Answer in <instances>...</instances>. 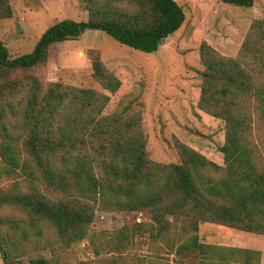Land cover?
<instances>
[{"label": "trees", "instance_id": "1", "mask_svg": "<svg viewBox=\"0 0 264 264\" xmlns=\"http://www.w3.org/2000/svg\"><path fill=\"white\" fill-rule=\"evenodd\" d=\"M11 1L0 0V20L12 18ZM80 1L86 19L56 23L30 54L11 59L0 42V179L14 178L0 188L2 263L53 264L41 256L24 262L27 228L39 234L43 225L68 248L86 239L99 209L149 214L150 238L181 261L258 264L261 252L205 244L199 231L209 224L264 237V19L252 20L235 58L199 46L197 108L224 124L223 166L181 143L178 162L163 165L148 157L140 112L103 114L121 83L99 55L90 64L101 91L44 84L42 73L52 46L87 31L155 54L183 26L182 8L174 0Z\"/></svg>", "mask_w": 264, "mask_h": 264}, {"label": "rangeland", "instance_id": "2", "mask_svg": "<svg viewBox=\"0 0 264 264\" xmlns=\"http://www.w3.org/2000/svg\"><path fill=\"white\" fill-rule=\"evenodd\" d=\"M174 1L182 8L185 22L157 53L144 54L101 32L87 31L75 41L50 48L42 81L101 91L91 78L90 64L91 57L99 55L121 83L116 94L109 95L103 114L124 107L140 112L151 161L163 165L178 162L175 144L181 143L223 166L219 148L224 144V124L197 108L202 71L199 46L205 42L221 55L235 58L252 20L264 19V0H253L249 9L218 0ZM11 6L12 18L0 20V42L11 59L30 54L39 38L56 23L86 19L80 0H12ZM13 181L2 177L0 188L10 187ZM151 224L150 215L143 212L95 209L86 239L68 248L60 246L54 233L43 225L39 234L27 228L29 237L21 247L26 254L24 262L41 256L53 264H196L179 260L173 247L152 240ZM168 236L174 235L170 232ZM201 237L209 245L260 251L258 264H264L263 237L208 224L201 227Z\"/></svg>", "mask_w": 264, "mask_h": 264}, {"label": "crops", "instance_id": "3", "mask_svg": "<svg viewBox=\"0 0 264 264\" xmlns=\"http://www.w3.org/2000/svg\"><path fill=\"white\" fill-rule=\"evenodd\" d=\"M204 225H207V224H204ZM209 225V224H208ZM203 226V225H202ZM202 226H200V231H199V236L201 237V227ZM211 226H214V225H211ZM218 227V226H217ZM215 232H208L207 234H209V235H213ZM206 234V233H205ZM264 238V237H263ZM201 239H202V237H201ZM230 248H235L234 246H230ZM244 249V248H243ZM250 250V249H249ZM253 251H255V250H253ZM260 252V251H259Z\"/></svg>", "mask_w": 264, "mask_h": 264}]
</instances>
